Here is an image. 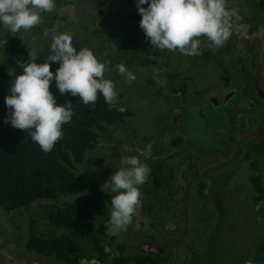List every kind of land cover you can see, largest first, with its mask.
<instances>
[{"label": "rangeland", "instance_id": "obj_1", "mask_svg": "<svg viewBox=\"0 0 264 264\" xmlns=\"http://www.w3.org/2000/svg\"><path fill=\"white\" fill-rule=\"evenodd\" d=\"M127 1L131 0H115L113 4L115 13L118 12L119 15L123 13ZM255 1L227 0L228 9L235 12L233 29L236 27L239 29L237 31L239 38H243L249 31V25L245 23L250 20L261 21L263 15L257 13L259 11ZM55 4L56 7L52 12L42 14L44 23L30 32L21 31L13 36L0 25V59L3 57L5 43L11 38L17 37L28 45L31 48L30 56L37 57L41 51L48 48V52L44 54L46 57L51 54V33L45 38L44 29L55 28L57 33L68 32L73 38L77 36L76 40L84 46L83 48H93L91 51L97 59L106 63L108 70L105 72V78L112 80L116 85L117 106L131 111L133 115L125 125L109 127L100 136L96 149L89 152L84 162L76 165L75 173L84 179L80 193L62 197L59 202L40 200L32 204L29 210L20 213L0 209V264H63L35 251H29L27 242L32 233L37 231L45 236L61 235L63 231H56L55 227L50 225L48 219L50 209L62 206L64 203L82 204L90 193L91 182L96 180L104 185L121 167L120 158L127 156H138L141 162L147 163L150 174L148 181L140 187L142 204L137 209L127 232L114 237V247L119 244L125 245V255H136L139 252L143 253L139 251L138 246L145 239L153 243L167 240L162 238L165 234L163 225L167 224L170 227L171 221H175V218L179 220L181 213L179 206L176 208L177 194L182 187L179 183L180 174L177 173L178 164L181 165V160L185 161L186 157L191 158L189 165L192 160H196L197 163L199 155L200 157L207 155L208 160V154L217 144L216 137L218 140L223 136L218 129L222 127L227 129L229 125V120L217 117L226 114L228 106H224L223 102L230 99L228 95L223 98V94L229 91L230 81L228 82L227 74L222 70L223 66L217 61L201 58L196 65L195 58L191 60L189 56L180 54L178 50L160 52L153 48L144 35L141 38V44L146 41L145 46L149 51L142 52L140 61L132 58L131 65L127 66L125 61L120 62L114 59L116 58L114 55L118 54L117 44L122 36L118 34L119 30L110 32L102 27L98 18L99 7L95 0H60L59 5L57 2ZM100 27L103 33L95 34ZM239 52L245 60L246 55L243 50L234 54L239 55ZM146 56H148L147 59ZM198 57H201V54ZM37 59L39 60L38 57ZM121 63L136 76L130 84L125 83L126 78L121 76L115 68ZM249 65L250 63L245 68L244 75L245 73L249 75V71H252ZM178 81L188 84L186 96L172 91L171 85H175ZM248 84L249 81L245 80L243 83H232L231 86L241 92V89L243 90ZM242 93L245 94L244 91ZM214 95L218 103H215L213 99L210 102L209 98ZM180 116L185 118L180 120ZM149 144L152 145L153 158L145 159L141 152ZM195 149H197L196 154L193 152L190 156ZM170 156L174 158V161H169ZM159 170L163 172H157ZM154 173L161 176L160 189L153 184ZM208 181L203 185L205 188L201 187V193L210 194L208 193L211 192L210 188L219 191L220 187L216 183L215 186H211ZM246 188L247 186L244 191ZM231 192L234 197L238 190L235 187ZM231 206L230 203L228 207L231 208ZM235 209V215L239 212L238 210L242 211ZM261 215L258 217L260 220L258 223H263L264 228V214ZM109 219H105V224ZM99 221L102 220L96 218V223ZM240 222L236 228H233L234 232H239L232 240L234 243L240 240L243 234V219ZM137 225H139L138 228ZM194 246L193 252H195ZM238 250L239 247L235 244L230 246L228 251L220 250L219 253L216 251L214 255L218 256H213L212 260L205 256V253L202 255L203 259H194L191 264L197 262V264H234L233 259H236L237 264H244L249 255L245 257L244 251V256H240V252V255L236 257L237 254L233 252ZM210 261L214 262L209 263Z\"/></svg>", "mask_w": 264, "mask_h": 264}, {"label": "trees", "instance_id": "obj_2", "mask_svg": "<svg viewBox=\"0 0 264 264\" xmlns=\"http://www.w3.org/2000/svg\"><path fill=\"white\" fill-rule=\"evenodd\" d=\"M95 1L99 7L98 18L102 27L110 32L119 30L118 34L122 36L117 44L118 54L114 55L116 57L114 59L120 62L125 61L127 66L131 65L132 58L140 61L142 52L149 50L145 46L147 39L141 44V38L145 34L139 27L141 16L136 7L137 0L127 1L124 12L120 15L113 9L115 0ZM55 2L60 4V0ZM255 2L259 11L257 13L262 14L263 18L264 0ZM255 14L256 12L254 16ZM252 21L254 20L249 22ZM238 30L237 27L232 29L229 40L219 49H210L208 41L203 40L201 57L192 56L190 59L195 58L196 65H198L197 61L203 58L217 61L223 66L229 48L233 47L234 52L242 51ZM101 33L103 29L100 27L95 34ZM76 39L77 36H74L72 44L79 51L84 46ZM30 49L19 38H11L5 43L3 57L0 59V209L6 212L20 213L29 210L37 201L59 202L62 197L80 193L84 179L75 173L76 165L84 162L89 152L96 149L100 136L109 127L125 125L133 115L126 109L122 112L116 109L109 110L102 95H98L95 104L83 105L79 96L61 95L53 81L50 92L55 97L57 105L67 106L71 103L74 115L71 122L63 126V138L51 152L44 153L26 132L14 129L10 123H5L9 111L5 104V97L9 95L10 83L17 75L23 74V69L17 61L29 62ZM48 50L45 48L37 56L38 64L45 62L48 55L45 57L44 54ZM58 67L59 63H51L50 70L55 74ZM171 87L173 92L185 95L188 84L178 81ZM152 181L156 188H161V176L154 173ZM101 187L100 182L93 180L90 193L82 204L64 203L62 206L52 207L48 212L50 225L55 227L56 231L61 230L63 233L58 236H45L34 231L27 242L28 250L63 264H79L81 259L90 261L95 259L102 264H161L165 261L168 256L156 258L141 253L125 255V245L119 244L114 247V237L105 235V219H109L110 201L114 194L104 193ZM250 190V195L255 196V201L261 202L264 199V185L260 181H255ZM96 218L102 221L96 223ZM223 219L213 236L210 249L205 252L206 254L204 253L211 260L220 246L226 249L223 245L226 241L224 232L228 229L224 227ZM105 245L112 249V253L104 252ZM114 253L119 255L109 259V256ZM211 262L214 261L209 263Z\"/></svg>", "mask_w": 264, "mask_h": 264}, {"label": "clouds", "instance_id": "obj_3", "mask_svg": "<svg viewBox=\"0 0 264 264\" xmlns=\"http://www.w3.org/2000/svg\"><path fill=\"white\" fill-rule=\"evenodd\" d=\"M55 7V0H0V25L13 36L21 31L30 32L44 23L42 14L52 12ZM136 7L141 16L140 29L160 52L178 50L185 56H198L202 40L208 41L210 49H219L229 40L234 27L235 12L228 9L227 0H137ZM49 33L51 54L40 64L30 55L29 62L17 61L23 74L11 81L9 95L5 97L9 110L5 123L26 132L44 153L51 152L63 138V126L74 115L71 103L57 105L50 92L53 81L61 95L79 96L83 105L95 104L98 95H102L109 110L124 111L117 107L115 83L105 78L106 63L100 62L89 48L77 51L68 32L45 28L43 36L46 38ZM51 63H59L55 74L50 70ZM115 68L126 78L125 83L136 79L123 63ZM141 155L150 158L152 145H147ZM120 165L101 187L104 193L115 194L105 226L108 237L127 232L142 204L140 187L150 174L148 164L138 156L121 157ZM104 252L112 253V249L105 245ZM115 255L119 253L110 255L109 259ZM79 264H98V261L81 259Z\"/></svg>", "mask_w": 264, "mask_h": 264}, {"label": "flooded vegetation", "instance_id": "obj_4", "mask_svg": "<svg viewBox=\"0 0 264 264\" xmlns=\"http://www.w3.org/2000/svg\"><path fill=\"white\" fill-rule=\"evenodd\" d=\"M263 22L264 17L261 18V21L247 23L249 31L239 39L246 55L244 56L246 61L240 56L241 52L239 55L234 54L233 47L229 48L225 55L226 60L223 62L222 70L227 74L230 88L223 94V98L228 95L230 99L223 102L224 106H228L226 114L217 117L229 120L228 128L218 129L223 133V136L218 140L216 137L217 144L208 154V160L206 159L207 155L203 157L199 155L197 163L196 160H192L189 165L191 158L186 157L185 161L181 160V165L178 164L179 183L182 187L184 186L177 194L176 208L179 206L181 211L179 220L175 218V221H171L170 227L167 224L163 225L165 234L162 235V238L167 240L157 243L144 240L154 245L155 251L154 254L145 252L141 254L152 255L156 258L168 256L161 264H178L181 261H178L179 259L188 260L191 256L192 258L197 256L201 244L204 246L211 243L222 218H224V227L228 229L224 234L227 239L231 238V240L239 233L234 232L233 228H236L243 219V234L241 239L239 238L241 241L229 243V247L235 244L239 247V250L233 254H237L236 257H238L241 252L240 256H244L245 251V257L248 254L249 258L244 264H256L257 261H259L257 264H262L264 261V228L261 227V222L258 223L260 221L258 217H261L262 213L264 214V199L257 202L255 196L250 195V187L254 185L255 181H260L264 185ZM248 63H250L249 69L252 71H249V75L247 73L244 75ZM245 80L249 81V84L244 86L241 92L235 87L232 88V83H243ZM214 97L215 95L209 98L210 102L211 99H216ZM179 118L183 120L185 117L180 116ZM196 150H193L190 156L193 155V152L196 154ZM151 158L153 157L151 156ZM169 161H174V158L170 156ZM178 163H180V159H178ZM188 167L190 168L188 169ZM206 181L211 186H215L216 183L220 187L219 191L210 188L211 194L201 193V187L205 188L203 185ZM190 185L193 186L191 190H189ZM235 187L238 193L234 195L237 197H233L231 192ZM188 198L189 200L196 199L197 205L189 202ZM230 203L232 204L231 208L228 207ZM235 208H242L244 213H240L238 210L239 212L235 215ZM193 245H195V252L192 249ZM172 247L180 249L182 254H179V259L176 257L172 259L169 255ZM233 260L234 264H237L236 259ZM98 264L102 263L98 261Z\"/></svg>", "mask_w": 264, "mask_h": 264}, {"label": "crops", "instance_id": "obj_5", "mask_svg": "<svg viewBox=\"0 0 264 264\" xmlns=\"http://www.w3.org/2000/svg\"><path fill=\"white\" fill-rule=\"evenodd\" d=\"M192 187H193V186L190 185V186H189V190H191ZM208 193L211 194L212 192H208ZM208 195H209V194H208ZM188 201H189V202H192L193 205H195V204L197 205V201H196V199H195V200H192V199L189 200V198H188ZM206 201H208V200H206ZM193 207H194V206H193ZM241 210H242V208H241ZM240 213H242V211H240ZM261 227H263L262 224H261ZM231 241H232L231 238H228V239L226 238V241H225L224 244H223V245L226 247V249H224L223 246H222V247L220 246V247L218 248L217 252L219 253L220 250H227V251H228L229 243H230ZM210 244H211V243H209V244H207V245H204V246L201 244V247H200V248H201V249L203 248V249H202V250L200 249L199 254H198L197 256H195L194 258H192V256L189 257L188 260H186V259H183V260H182V259H179V258H180L179 256H180L182 253H181L180 249H177V247H172V249H171L170 252H169V255H171L172 259H174V258L176 257V259H179L178 261L181 260L178 264H191L192 261H193L194 259H203V258H202V255H204V253L207 252V251L210 249ZM239 246H240V245H239ZM241 248H242V245H241ZM191 253H192V252H191ZM179 254H180V255H179ZM206 256H207V255H206ZM213 256H216V255H213ZM213 256H212V258H213ZM217 256H218V255H217ZM173 257H174V258H173ZM207 257H208V256H207ZM230 257H231V256H230ZM210 260H211V258H210ZM171 261H172V260H171ZM257 262H258V261H257ZM197 263H198V262H197ZM197 263H196V264H197ZM201 264H206V263H201ZM235 264H236V263H235ZM256 264H257V263H256Z\"/></svg>", "mask_w": 264, "mask_h": 264}, {"label": "water", "instance_id": "obj_6", "mask_svg": "<svg viewBox=\"0 0 264 264\" xmlns=\"http://www.w3.org/2000/svg\"><path fill=\"white\" fill-rule=\"evenodd\" d=\"M214 101L218 102L216 99ZM138 247H139V251H141V252L154 254L155 246L152 245L151 243L147 242V241H141V243L139 244ZM262 264H264V261L262 262Z\"/></svg>", "mask_w": 264, "mask_h": 264}]
</instances>
